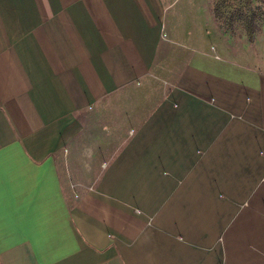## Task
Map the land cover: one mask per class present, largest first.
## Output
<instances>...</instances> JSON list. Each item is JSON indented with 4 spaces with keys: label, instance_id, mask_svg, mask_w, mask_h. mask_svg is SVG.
Wrapping results in <instances>:
<instances>
[{
    "label": "crops",
    "instance_id": "obj_1",
    "mask_svg": "<svg viewBox=\"0 0 264 264\" xmlns=\"http://www.w3.org/2000/svg\"><path fill=\"white\" fill-rule=\"evenodd\" d=\"M213 1L0 0V264H264L259 35Z\"/></svg>",
    "mask_w": 264,
    "mask_h": 264
},
{
    "label": "trees",
    "instance_id": "obj_2",
    "mask_svg": "<svg viewBox=\"0 0 264 264\" xmlns=\"http://www.w3.org/2000/svg\"><path fill=\"white\" fill-rule=\"evenodd\" d=\"M213 15L227 32L234 33L239 25L249 42L254 41L260 31L259 23L264 20V13L254 8L252 0H214Z\"/></svg>",
    "mask_w": 264,
    "mask_h": 264
},
{
    "label": "rangeland",
    "instance_id": "obj_3",
    "mask_svg": "<svg viewBox=\"0 0 264 264\" xmlns=\"http://www.w3.org/2000/svg\"><path fill=\"white\" fill-rule=\"evenodd\" d=\"M252 1H253L254 8H260L262 13H264V2L262 3L261 0H252ZM259 27H260V31H259V34H257V35H259V37L255 40V43L250 46V48H249L250 51H249V49H248V51L251 54V56L253 57L252 61H253L254 65H256V67L261 69V68H264V20L260 21ZM236 29L239 32H241V30H242V28L239 25L236 26ZM240 47L241 46H238V50L240 49ZM242 47H244V45ZM237 63H241V62H237ZM96 124H97V121H96ZM93 125H95V123ZM100 125H102V124H97V126H100ZM98 137L99 136H96V138H95L94 136H92V134H90L88 136L86 135L87 139H85V136H83L82 139H80L76 142V144H77V146L82 147V146H86V145L89 146V143H90L91 147L97 149L96 151H94V153H95L96 160H98V159H100L99 155H98L99 148H101L102 146H105V144H115L113 141H111L110 143H104V141H102L100 139V137L99 138ZM102 148H105V147H102Z\"/></svg>",
    "mask_w": 264,
    "mask_h": 264
}]
</instances>
